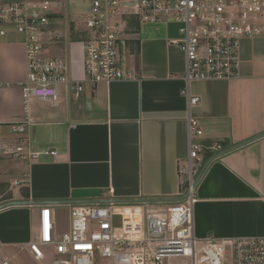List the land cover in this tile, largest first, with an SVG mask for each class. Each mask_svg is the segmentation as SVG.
I'll return each mask as SVG.
<instances>
[{"label":"crops","instance_id":"1","mask_svg":"<svg viewBox=\"0 0 264 264\" xmlns=\"http://www.w3.org/2000/svg\"><path fill=\"white\" fill-rule=\"evenodd\" d=\"M170 40L165 24H142L122 53L135 78L101 83L95 91L86 83L79 97L63 86L57 105L33 100L22 134L11 123L24 115L18 83L26 76L25 45L0 44V206L20 203L0 209L3 258L14 263L20 248L35 260L30 245L38 239L43 202L51 206L56 230L65 209L70 218L65 201L183 197L189 117L203 130L195 141H217L219 152L234 148L213 160L195 187L198 241L264 237V36L242 40L237 77L189 84L184 53ZM79 48L70 70L82 81ZM187 88L200 97L198 104L190 105ZM22 137L37 158L12 155ZM51 150L57 154L46 153ZM219 152L200 153L197 175Z\"/></svg>","mask_w":264,"mask_h":264},{"label":"built area","instance_id":"2","mask_svg":"<svg viewBox=\"0 0 264 264\" xmlns=\"http://www.w3.org/2000/svg\"><path fill=\"white\" fill-rule=\"evenodd\" d=\"M72 21L68 0L0 1V44L17 34L25 45L26 76L18 84L24 101V115L11 123L14 133L26 132L29 103L39 99L58 104L64 86L79 97L88 83L92 90L101 84L133 79L136 73L123 64L122 53L135 32V24L179 26L180 37L170 43L184 53V79L222 80L235 78L240 70V48L244 38L264 36V0H85ZM50 44L63 45L64 57L47 56ZM83 54L85 76H71V58ZM70 54L67 55V54ZM0 83V107L2 96ZM190 105L200 102L191 96ZM189 153L181 172L187 175L186 197L168 203L165 212H148L141 201L78 203L70 205V229L56 234L50 205H41L38 239L30 245L41 264H96L98 257L110 264H163L168 257H192L193 264H264V237L208 239L198 248L195 234L192 184L197 162L204 149L219 152L221 143L203 144L195 139L203 134L196 118L188 119ZM20 138L11 151L14 157L35 159L38 153ZM51 155L57 152L51 150ZM185 183V182H183ZM182 183V184H183ZM116 217H119L116 220ZM44 247H53L56 257L47 260ZM202 251L199 262L196 255ZM9 257L2 264H11Z\"/></svg>","mask_w":264,"mask_h":264},{"label":"rangeland","instance_id":"3","mask_svg":"<svg viewBox=\"0 0 264 264\" xmlns=\"http://www.w3.org/2000/svg\"><path fill=\"white\" fill-rule=\"evenodd\" d=\"M9 1H14V0H9ZM85 4L86 2L85 0H68V6L70 11H72L71 15H70V19L72 21H74L77 16L75 15V12L77 10H79L80 7H82V5ZM146 26V25H143ZM142 26V27H143ZM166 26V34L168 37H170V39H175L180 37L179 35V26L174 23V22H169V24H165ZM144 30V29H143ZM8 40H13V41H17V43H21L20 42V37L17 34H11L9 35L8 39L6 40V42ZM63 45H47L45 48V53L49 56H59V57H64L63 54L60 55V53L62 52ZM57 54V55H50V54ZM124 57V56H123ZM129 61V59H128ZM129 63V62H128ZM60 91H62V86L60 87ZM187 180V175L185 174L184 180L183 182H185ZM153 204V205H152ZM167 205L165 203H151L147 205V211L148 212H165ZM119 217H116V220ZM70 218L68 215V211L65 209L63 212V217L61 220L58 221L57 225H56V234L57 235H61L64 232H67L70 229ZM204 244L201 242H198V248H201ZM18 250V257L15 258L14 263L11 264H41L35 260H33L32 258H30L27 254H25V252H23V250H21L20 248L17 249ZM44 250L47 253V260L46 262H50L52 261L56 255L53 253V247H44ZM202 251L198 252L196 255V261L199 262L200 258L202 257ZM7 256L5 253H3V251L0 249V264H2V258ZM2 257V258H1ZM96 264H110L109 259L107 258H103V257H98L95 260ZM163 264H193V259L192 257H184V256H178V257H168L164 260ZM225 264H232L231 258H228L225 260Z\"/></svg>","mask_w":264,"mask_h":264},{"label":"water","instance_id":"4","mask_svg":"<svg viewBox=\"0 0 264 264\" xmlns=\"http://www.w3.org/2000/svg\"><path fill=\"white\" fill-rule=\"evenodd\" d=\"M264 135V134H263ZM263 135H259L258 137L256 138H259L260 136H263ZM247 143V142H246ZM245 143H242L241 145H243ZM241 145H238V146H241ZM237 146V147H238ZM234 148L232 149H228V150H225V151H221L219 152L218 154L214 155L213 157H211L207 163L205 164V166L202 168V170L199 172V174L197 175V177L195 178V180L193 181V188H195L198 184V182L200 181L202 175L204 174V172L206 171L207 167L209 166V164L217 159V158H220L221 156H223L224 154H226L227 152H230L231 150H233ZM187 194H185L183 197L181 198H139V199H116V201H141V202H144V203H148V204H151V203H176V202H179L181 200H183L185 197H186ZM106 201H109V200H100V201H63L64 203L66 204H78V203H95V202H106ZM74 202V203H73ZM51 203H54V202H51ZM17 204H20V203H9V204H6V205H1L0 206V209L2 208H5L7 206H11V205H17ZM41 205H48V202H43L40 204Z\"/></svg>","mask_w":264,"mask_h":264},{"label":"trees","instance_id":"5","mask_svg":"<svg viewBox=\"0 0 264 264\" xmlns=\"http://www.w3.org/2000/svg\"><path fill=\"white\" fill-rule=\"evenodd\" d=\"M139 28H140V25L139 24H135V32L136 33H138L139 32ZM187 181H185V183H183L182 185H181V189H182V191H184V189H186L187 188Z\"/></svg>","mask_w":264,"mask_h":264}]
</instances>
